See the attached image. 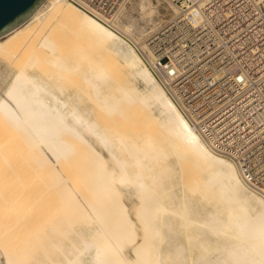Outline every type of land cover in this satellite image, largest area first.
Wrapping results in <instances>:
<instances>
[{
  "label": "bare ground",
  "instance_id": "bare-ground-1",
  "mask_svg": "<svg viewBox=\"0 0 264 264\" xmlns=\"http://www.w3.org/2000/svg\"><path fill=\"white\" fill-rule=\"evenodd\" d=\"M126 1L112 16L102 19L72 0H44L26 22L0 37V257L4 258L0 264H264V195L247 185L233 159L210 148L147 66L140 50L148 43L142 39L138 42L133 24L120 18L130 0ZM168 1L174 4L177 14L178 6ZM136 3L148 16L160 12L153 0ZM68 31L81 37L82 42L74 34L70 37ZM41 38L50 41L59 58L50 62L52 72L37 74L18 62L26 52L36 50ZM100 55L110 56V65L120 62L129 78L110 85L117 66L114 73L110 67L104 69L106 61ZM87 58L90 66L84 70ZM78 70L86 80L82 88L68 85L76 81L69 73ZM133 80L141 81L144 89L134 85ZM58 96L63 100H56ZM86 99L93 105H85ZM60 100L65 103L62 108ZM95 106L106 111L126 106L142 125L137 128L139 124L129 120V115L131 125L134 120L133 125H137L133 131L142 127L143 132L122 131L130 125L123 115L126 127L121 126L117 134L104 135L107 124L101 123V116H95ZM78 119H83V129L76 123ZM12 129L24 133L21 139L26 142L22 145L27 147V154L41 152V143L54 145L69 154L67 162L79 158L72 153L82 144L79 163L82 161L73 163L76 168L81 166L77 168V173L81 172L78 179L87 183L88 187L82 186L89 188L90 197L72 182L70 175L77 180L73 168L69 178L67 172L65 175L47 162V171L40 169L41 177H46L45 171L53 175L52 183L45 179L60 190L45 191L48 195L58 193L60 197H55L61 198L59 201L64 198L58 203L74 216L70 228L80 240L68 245L72 249L64 248L67 245L61 238L54 242L47 229L42 231L41 221V228L37 227V215L33 216L36 208L30 202L33 199H27L25 187L20 191L15 185L14 163L7 154L17 149L15 142L20 143V137L16 134L15 138ZM9 133L15 138L14 145L10 141L14 147L8 146ZM6 147L13 150L7 148L6 154ZM19 177H15L17 181ZM79 192L87 204L79 198ZM26 199L31 203L29 208L33 204V211L26 208ZM29 211L37 219H31ZM27 213L29 224L35 221L34 226L30 225L33 228L24 224ZM20 221L31 232L26 233ZM13 225L16 231L24 227L25 236L22 233L15 237L24 230L19 229L17 234ZM34 229L39 233L34 234Z\"/></svg>",
  "mask_w": 264,
  "mask_h": 264
},
{
  "label": "built area",
  "instance_id": "built-area-1",
  "mask_svg": "<svg viewBox=\"0 0 264 264\" xmlns=\"http://www.w3.org/2000/svg\"><path fill=\"white\" fill-rule=\"evenodd\" d=\"M72 1L104 19L125 0ZM173 1L178 13L142 57L210 148L264 195V0Z\"/></svg>",
  "mask_w": 264,
  "mask_h": 264
},
{
  "label": "rangeland",
  "instance_id": "rangeland-1",
  "mask_svg": "<svg viewBox=\"0 0 264 264\" xmlns=\"http://www.w3.org/2000/svg\"><path fill=\"white\" fill-rule=\"evenodd\" d=\"M136 1L137 0H130L129 2H128V4H126V6H125V8H124V10H123V12L120 14V18L122 19V20H124V22H128V23H132L133 24V27H134V36H136L135 38H136V40L138 41V42H140V40L142 39V40H144L145 41V43H147V38L146 37H148L151 33H152V31L154 32V30H156V29H159L161 26H163V24H165L170 18H171V16H173V15H175L176 14V12L174 13V11H175V9H174V4H172V2H170V1H168V0H159V1H162V2H160V4H159V2H158V0H153V2H154V5L158 8L159 7V9H160V12H159V14H158V12L157 13H154L152 16H148L147 14H143L142 13V10L140 11V9H139V7H138V5H137V3H136ZM165 1V2H164ZM157 2V3H156ZM170 3V4H169ZM158 4H159V6H158ZM173 5V6H172ZM174 9V10H173ZM173 12V13H172ZM173 15H172V14ZM163 15V16H162ZM126 19V20H125ZM142 29H144L145 31V33L144 34H140V30H142ZM69 32V34L71 35L70 37H73L74 38V36H75V39H77V40H79L80 39V41L82 42V39H81V37L79 38L78 36H76V34H74V32L72 33V31L70 32V31H68ZM74 34V36H72ZM149 34V35H148ZM147 35V36H146ZM139 37V38H138ZM144 38H146V39H144ZM72 39V38H71ZM74 39V41H76ZM73 40V39H72ZM141 40V41H142ZM73 41V43H76V42H74ZM84 41V40H83ZM71 43V42H70ZM69 43V44H70ZM140 44V46H142L141 45V43H139ZM71 45H74V44H71ZM145 48V47H144ZM83 50L84 49H81L80 50V52H83ZM97 53V52H96ZM62 55V54H61ZM53 56V57H52ZM101 56V55H100ZM110 57V56H109ZM109 57H108V55H107V57H106V55H102L101 56V58L103 59V61L106 63V65L104 66V69H108L109 67H110V69H111V71L113 70L114 71V69L113 68H115L116 66V71H117V74L119 75V78H118V76L116 77V71H112L114 74V78H112V79H110V81H111V83H110V85L112 84V86L114 85V84H117L116 82H118V81H124V80H126V79H128L129 78V76H128V74L126 73V70L124 69V67L120 64V62H116V63H112L111 62V64L113 65V67H112V65H110L108 62H110L111 60H109ZM22 58L23 59H20V60H22V61H20L19 60V62H18V64L19 65H24V66H27V68H28V70L30 71V72H33V73H37V74H43V73H47V72H52L53 70H52V67H50V62L51 61H56V60H58V58H59V56H57V51H56V48L54 47V46H52L51 44H50V41L49 40H47V39H45V38H41V39H39L38 41H37V47H36V50H34V51H29V52H26L25 54H24V56H22ZM87 59H88V63L86 62L87 61ZM87 59H85V61H83L84 63H83V69L84 70H87V68L90 66V62H89V58H87ZM112 59V58H111ZM109 60V61H108ZM112 61H114L113 59H112ZM4 64L5 65H7V63L4 61ZM3 64V65H4ZM30 64H36L34 67H30L29 65ZM37 65H38V68H37ZM115 65V66H114ZM39 66H41L43 69H41ZM112 67V68H111ZM9 69L10 70H12L13 69V67L12 66H9ZM42 71V72H41ZM121 73V74H120ZM71 74H73V76H74V78H75V80L76 81H74V79L72 78V82L74 83V84H76L77 82H78V84L77 85H74L73 83H69L68 85H73L72 87H74V88H82V87H84L85 86V84H86V80H85V77H84V74L82 73V70H78V71H74V72H71V73H69V76L70 77H72L71 76ZM76 75V76H75ZM70 77L68 78V79H70ZM77 77H79V81H77ZM80 77H81V79H80ZM122 78V79H121ZM65 80V82L66 83H68L69 82V80L67 81V79L65 78L64 79ZM80 80H82V81H80ZM70 82H71V79H70ZM76 82V83H75ZM80 82V83H79ZM134 85H136V86H138V87H140L141 89H144V84L141 82V81H139V80H133V82H132ZM82 84V85H81ZM79 85V86H78ZM3 88V87H2ZM0 92H2L1 91V89H0ZM59 98L60 99H62V97H57V99L56 100H59ZM63 100V99H62ZM62 100H60V107L62 108V106L65 104L64 103V101H62ZM85 105H93V103L91 102V101H88L87 99L85 100ZM55 106H56V104H55ZM126 106H122V107H120V108H117L116 110H114V111H106V110H104L102 107H97V106H95V116L98 118L99 116H101L100 118H98L100 121H101V123H103V124H107L106 125V128L104 129V135H108V132L109 133H112V134H117V132H118V130L120 129V130H122V127L121 126H124L123 124H124V121L123 120H125V119H123L124 117H123V115L124 116H127L126 117V120H125V123L127 124V123H130L133 119H135V117L137 118L138 116H136L135 114H133V112H131V111H129L128 110V108L126 107V109H124ZM101 109H102V111H101ZM124 109V110H123ZM128 110V111H127ZM125 111H127L125 114H123ZM102 113V115H103V117H102V115L101 114H99V113ZM104 112V113H103ZM123 112V113H122ZM107 113V114H106ZM154 113H156V114H158L159 115V111L157 110V109H154ZM65 114V116H67V113L65 112L64 113ZM105 114L106 115H108V117H109V120H108V117H106L107 118V120H105ZM113 114V115H112ZM98 115V116H97ZM131 116V117H129V120L130 119H132L131 121H128V116ZM135 115V116H134ZM111 116V117H110ZM113 116V117H112ZM134 116V117H133ZM119 117V118H118ZM121 117H123V118H121ZM103 118H104V120H103ZM139 118V117H138ZM137 118V119H138ZM119 119H120V122H123V123H121L120 125H119ZM121 119H122V121H121ZM137 119H135L136 121H137ZM115 120H118V121H115ZM135 120H134V123H135ZM139 120V119H138ZM106 121H108V123H106ZM114 121H115V123H114ZM139 121H137V125L139 124L138 123ZM77 124H78V126H79V128L80 129H83L84 128V121H83V119H78L77 120V122H76ZM116 123H118V125L116 126L115 124ZM134 123H132V125L134 124ZM130 125H131V123H130ZM130 125H126V126H128V128L129 129H127V127L126 126H124V127H126L125 129H124V127H123V129L124 130H122V131H132V132H135V134H139V133H142L143 132V128L141 127L140 129V131L137 129V130H135V131H133L134 130V128H135V125H131V127H130ZM136 125V126H137ZM119 126V127H118ZM140 126H142V125H138L137 126V128H139ZM133 128V129H132ZM136 129V128H135ZM15 130H17V129H12L10 132H13V134H15V138H17L18 139V137H16L17 135L20 137L19 138V140H20V143H19V141L17 140L16 142L14 141L15 140V138L13 139L12 138V133H9V134H11V136L9 135V142H8V146H9V144H10V141H11V143L14 145V142L16 143V146H15V148H17V149H15L14 150V152H12L11 153V155L9 154L10 152H8V149H9V147H6L5 149H7V150H5V153L6 152H8V154L7 155H9L10 156V159L11 160H13V161H11L10 160V162H11V164H13L14 166H12V172H13V174H12V176H13V179L14 180H16L14 183H15V185H17V187H18V189L21 191H23L24 189H26V197H28L27 199L30 201V200H32V201H30V202H33V204H34V206H35V208L36 209H34V208H32L33 207V204L30 206V208H32V209H34L35 211H33L32 209H30L29 208V204H31V203H29L28 201H27V199L25 200L27 203L25 204V206H26V208H29V210L31 211H33L34 212V215L30 212V216H34V217H36L35 215H37V218H35V219H37V221L39 222V224H38V226L37 227H40L41 228V226L40 225H42V231H43V229L44 230H46L47 229V231H48V233L49 234H51V239H53V241L54 242H56L57 240H58V238H61L62 239V242L65 244V245H67V246H65L64 248H67L68 247V245H74L75 243H78V241L80 240V239H78V236H77V234H76V232H74L73 231V229H71L70 227H72V225H71V223H72V220H73V218H74V216H73V214H70V213H68L67 211H65L63 208H62V206H61V204L60 203H62L63 202V200H64V198H63V200L62 201H59V200H61V198L60 199H58V198H56L55 196H57L58 195V193H57V195L54 193L53 194V192H56V190L55 189H57V191H60L57 187H55V186H52L51 187V184H49L48 183V181H50V183H52L51 181H52V179H53V175L50 173V172H47L46 173V171H47V169L44 167L45 166V164H46V162L47 163H50V164H52V167L53 168H57V169H59V170H61V171H63L64 173H65V175H67L66 174V172L68 173V178L71 176V178H72V182H74V184H75V186H76V188H78V187H80L79 189L82 191L81 193L83 194V191L88 195L87 197H90L89 196V194H90V192H89V188H87L88 187V185H87V183H83L82 182V179H78V177H79V173H81L80 171L77 173V171L80 169L79 167H81V166H79V167H77V168H79L78 170H77V168H76V166L78 165V164H80L81 163V161H80V163H79V160H80V154L79 153H81V152H83V151H81V150H79V148L80 147H82V144H81V146L79 145V143H78V145H79V148L78 147H76L75 148V151H76V153L74 152V153H72V155L74 156L75 154V156H77V155H79V158H76V157H74V158H76L75 160L73 159V157L72 158H69V159H67V162H68V165L70 164V166L68 167L67 166V162H65V158H66V156L67 155H69V154H65V153H63L62 152V150H59L56 146H54V145H48V144H42L41 143V147H42V150H41V152H36L35 154H33L32 155V153H30L29 154V151L28 150H30L29 148L27 149V151H28V154H29V156H28V154H27V152H26V149L25 148H27L26 146H24L23 147V145L22 144H24L25 143V145H26V142H25V140H24V142L22 141L23 139H21V137L23 136L24 137V133H22L21 134V132L19 131V134H18V131H15ZM138 131V132H137ZM15 132V133H14ZM5 134V133H4ZM17 134V135H16ZM21 134V135H20ZM5 137L7 136V134L6 135H4ZM70 136V135H69ZM68 136V137H69ZM73 137V136H72ZM71 138V137H70ZM72 139H74V138H72ZM12 140L14 141V142H12ZM21 141L23 142V143H21ZM48 143H50L49 141H47ZM17 143H18V145H17ZM12 144H10V146L12 145ZM22 145V148H21V145ZM12 145V146H13ZM28 145V144H27ZM77 145V144H76ZM14 147V146H13ZM12 147V148H13ZM18 147H19V152L20 153H22V154H18ZM30 147V146H29ZM78 148V149H77ZM23 149H25V150H23ZM80 149H83V148H80ZM10 150V149H9ZM11 150H13V149H11ZM10 150V151H11ZM84 150V149H83ZM22 151V152H21ZM25 151V152H24ZM80 151V152H79ZM17 153V154H16ZM26 153V154H25ZM16 155V156H15ZM17 155H23V158H24V156H26V160L25 159H23L22 158V156L21 157H19V156H17ZM30 155H32V156H30ZM11 156H12V158H11ZM82 156V155H81ZM19 157V158H18ZM70 157V156H69ZM14 158V159H13ZM29 158V159H28ZM21 161H20V160ZM73 159V160H72ZM78 159V160H77ZM33 160V161H32ZM69 160H70V162H69ZM76 160L78 161V163L76 162ZM73 161H74V163H77V165L76 164H74L73 163ZM18 162V163H17ZM66 163V164H65ZM183 163H185V161L183 162ZM187 163V162H186ZM184 164L185 166H187L188 164ZM15 164H16V166H15ZM18 164V165H17ZM72 164L74 165V166H72ZM20 166V167H19ZM72 166V167H71ZM19 167V168H18ZM25 167V168H24ZM189 166H187V168H188ZM18 170V171H16V169ZM42 168H45L46 169V171L44 172L45 173V175H46V177L48 178V179H50V180H48V181H46L47 179H45L46 177L43 175L42 177L44 178H42L41 176H40V174L42 175L43 173L40 171V169H42ZM74 169V171H75V174H76V178H77V180H81V183L82 184H80V182L79 181H77L75 178H73V175H70L71 173H72V170ZM44 169V170H45ZM44 170H42V171H44ZM17 172H19V173H17ZM40 172V173H39ZM74 173V172H73ZM17 175H19L20 177H19V180L17 181V179L15 178V177H17ZM70 175V176H69ZM50 176H51V178H50ZM82 176V175H81ZM41 179L42 180H44V181H41ZM70 181H71V179H69ZM46 181V182H45ZM19 182V183H18ZM54 183H55V185H57L56 184V181L54 180L53 181ZM44 183V184H43ZM46 183V184H45ZM48 183V184H47ZM61 183H59L58 185H59V187L61 186L60 185ZM73 184V183H72ZM74 184H73V186H74ZM84 184V185H83ZM44 187H43V186ZM87 186V187H85L86 189H83L84 187L83 186ZM45 186H48L47 188L45 187ZM23 187H25L24 189H22ZM42 187H43V189H42ZM51 188V189H50ZM45 189H46V191L48 190V192H51V191H53V190H55V191H53L52 193H49V195H48V192H46L45 191ZM83 189V190H82ZM31 190H34V191H31ZM51 190V191H50ZM28 191V192H27ZM89 192V194H88V192ZM31 192V193H30ZM34 192V193H33ZM39 194H38V193ZM45 192V193H44ZM32 194V195H30V194ZM80 192L78 193V195H79V198L82 200V201H84L85 202V200H84V198H83V196H82V194H81ZM28 194L30 195V197L28 196ZM35 194V195H34ZM42 194H43V197H42ZM59 194H60V192H59ZM86 194H84V195H86ZM34 195V196H33ZM32 196V197H31ZM53 196V197H52ZM59 196V195H58ZM57 196V197H58ZM60 197V196H59ZM32 198V199H31ZM41 198H43V199H41ZM44 200V201H43ZM48 201V203H47V201ZM42 201H43V203H42ZM58 201L60 202V203H58ZM46 202V203H45ZM29 203V204H28ZM58 203V204H57ZM86 203V202H85ZM45 204V205H44ZM60 204V205H59ZM87 204V203H86ZM25 208V209H26ZM36 212H37V214H36ZM76 213L78 214L79 212H78V210H76ZM28 214V213H27ZM32 214V215H31ZM32 216V218L31 217H29V214L26 216L27 218H26V220L24 221V222H26L27 221V219H28V217L29 218H31V219H33V220H35L34 219V217ZM15 217H16V215H15ZM15 219V218H14ZM18 218L16 217V220H17ZM31 219L30 220H28L26 223H24L23 221H20L21 223L23 222L25 225H28L29 223H30V221H31ZM16 220H14V222L16 221ZM37 221H36V223H37ZM40 221H41V223H40ZM19 222V223H20ZM34 222L35 221H33V223L32 224H34ZM23 223H22V225L21 226H24L23 225ZM18 224V221L16 222V225ZM32 224H29L28 225V227H31V228H33L32 226H34V225H32ZM16 225H13V229H14V226H16ZM30 225H32V226H30ZM18 226H19V224H18ZM21 226L20 227H17L18 228V230L17 231H19V229H20V231H22V229L24 230L23 232H21L20 233V235L18 236V235H14L15 237L17 236V238H19L20 236H22V233H23V235L25 236V232L28 230V229H30V228H28V227H26V226H24V227H26L25 229H27V230H25L24 229V227H22V229H21ZM16 228V227H15ZM35 228V227H34ZM40 228H39V231H41L40 230ZM82 229H84V230H86V227H84V226H82L81 227ZM12 229V230H13ZM36 229V228H35ZM34 229V231H33V233L35 234L36 232H38L39 233V231H38V229L37 230H35ZM31 230V229H30ZM30 230H28L26 233H28ZM14 231H16L15 229H14ZM14 231H12V232H14ZM16 231V232H17ZM41 231V232H42ZM31 232V231H30ZM40 232V233H41ZM12 234H15V233H12ZM17 234H18V232H17ZM29 235V234H28ZM27 235V236H28ZM30 235H32L31 233H30ZM29 235V236H30ZM33 236V235H32ZM13 238V237H12ZM93 247H94V245H92L91 246V249H93ZM69 249H72V248H67V250H69ZM66 250V251H67ZM95 250V249H94ZM67 255H68V257L70 256V253H67ZM40 257H41V254L39 255ZM43 258V257H42ZM65 258H66V256H65ZM2 259H4L3 257H0V260H2ZM43 264V263H42Z\"/></svg>",
  "mask_w": 264,
  "mask_h": 264
},
{
  "label": "water",
  "instance_id": "water-1",
  "mask_svg": "<svg viewBox=\"0 0 264 264\" xmlns=\"http://www.w3.org/2000/svg\"><path fill=\"white\" fill-rule=\"evenodd\" d=\"M44 0H0V37L26 22Z\"/></svg>",
  "mask_w": 264,
  "mask_h": 264
}]
</instances>
